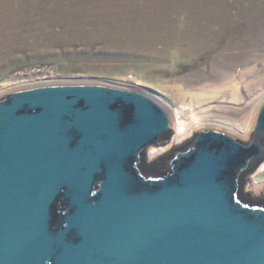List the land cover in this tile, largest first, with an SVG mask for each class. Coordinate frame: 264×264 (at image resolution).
Listing matches in <instances>:
<instances>
[{
  "label": "water",
  "instance_id": "95a60500",
  "mask_svg": "<svg viewBox=\"0 0 264 264\" xmlns=\"http://www.w3.org/2000/svg\"><path fill=\"white\" fill-rule=\"evenodd\" d=\"M174 127L128 84L0 89V264H264V98L245 137L203 122L147 160Z\"/></svg>",
  "mask_w": 264,
  "mask_h": 264
},
{
  "label": "rangeland",
  "instance_id": "374dc122",
  "mask_svg": "<svg viewBox=\"0 0 264 264\" xmlns=\"http://www.w3.org/2000/svg\"><path fill=\"white\" fill-rule=\"evenodd\" d=\"M43 1L24 8L15 6L5 11L6 20L0 18V33L9 35L1 42L0 89L74 79H104L138 87L164 103L175 124L174 140L160 148H148L147 160L189 138L191 129L203 122L221 124L246 136L255 108L264 98V0H223L232 5V16L239 8L247 12L242 18L234 17L227 27L219 25L217 14H205L213 9L214 0H170V6L158 4L149 19L130 17L99 28L97 41H85L79 37L80 30L71 36L67 32L70 24L63 21L55 22L46 32L44 20L35 18V13L48 5ZM54 3L58 6V0ZM133 8L141 14L145 7L109 3L106 9L131 12ZM54 10L58 12V7ZM165 16L186 36L162 37L148 44L142 38V27L161 26L166 23ZM200 24L205 33L212 35L216 29L222 33L216 39L199 36ZM160 34L158 31L156 37ZM50 36L57 39L56 43H49ZM120 54L126 58H117ZM219 58L232 61V66L212 68ZM245 106L249 111L244 119H248L246 129L240 124ZM192 115L198 119L193 121ZM178 121L185 124L179 133ZM262 180L264 163L252 174L254 183Z\"/></svg>",
  "mask_w": 264,
  "mask_h": 264
},
{
  "label": "bare ground",
  "instance_id": "6f19581e",
  "mask_svg": "<svg viewBox=\"0 0 264 264\" xmlns=\"http://www.w3.org/2000/svg\"><path fill=\"white\" fill-rule=\"evenodd\" d=\"M54 1L55 0H44L43 3L46 2V4L48 5L44 8L42 12L38 10L35 13V18L36 19L42 18L44 20L43 25L46 27V32L57 21L58 22L63 21L65 24H70L69 29H67V32L70 31L71 36H73L80 30L79 37L81 38L84 37L85 41H89V40L97 41V38H98L97 31H100L99 28L101 27L114 26V25L119 24L121 21L123 23L125 22V19H128L130 17H136V18L141 17L144 19L145 18L149 19L152 14H155L156 12L155 9L158 4L162 3L163 6L171 5L170 0H165V1L163 0H58V6L54 5L55 4ZM214 1H215V4L212 6L213 9H208L205 12V14H207L208 16L213 15V17H215V15L217 14V19L219 21L220 26L227 27L235 19L234 17L242 18L244 17V15L247 14V12L244 11L245 9L239 8L237 10V14L235 16H232L230 13V9L232 5L227 4L223 0H214ZM37 2L38 0H0V18L2 17L3 20L7 19V18H4L3 16L5 15V11L8 9L14 8L15 6H21L24 8L27 6V4L31 5V4H36ZM109 3H115L117 5H123V6L124 5L131 6V5L138 4V6L141 5L145 8L142 10L141 14L139 13V11L135 10L136 8H133L134 10L131 9V12L114 11L111 9H106L109 6ZM57 7H58V12H55L54 9H56ZM164 18L166 19V23H163L161 26L148 25V26L142 27V31H141V33H143L142 38L146 40L148 44H152L155 41H159L162 37L169 38L171 36H174V38H181L182 36H186V33L184 31H180L179 26H176V24L170 23V18L168 16H165ZM202 27L203 25L200 24L198 27L200 30L197 32V34L205 38L213 39L214 37L216 39L219 37V34L222 33L221 30L216 29L215 31H212L213 34L211 35L209 33H205L202 30ZM158 31L161 32V34L160 36L156 37V34ZM138 33L140 34V29ZM8 36L9 35L7 32L0 33V48L2 47L1 42L7 39ZM47 38L49 39V43H53V44L56 43L57 39L55 37L50 36ZM78 42L79 41L75 42L73 45L77 44ZM92 43H95V42H92ZM149 47L151 49L152 45ZM118 56H121V57H117L120 59L126 58V56H123L122 54ZM227 60H228L227 58H223V59L219 58V61L213 63L212 68L217 69L218 67H225L229 69V67H231L233 63L232 61H227ZM234 85L236 86V84H233V87ZM197 95L199 94L193 95L194 98L197 99L196 97ZM201 97L202 96H200V98ZM232 97H234V95H232ZM197 101L199 100L197 99ZM231 101H234V100H231ZM247 107L245 106L243 108L242 117L240 118L241 119L240 124L245 129L248 126L247 125L248 123H246L248 122L247 121L248 119H246V121L244 122V119L249 115V111ZM177 114H179V112H177ZM191 119L194 121V120H197L198 117L192 115ZM184 126L185 124L183 122L178 121L177 132L178 133L182 132Z\"/></svg>",
  "mask_w": 264,
  "mask_h": 264
},
{
  "label": "trees",
  "instance_id": "16d2710c",
  "mask_svg": "<svg viewBox=\"0 0 264 264\" xmlns=\"http://www.w3.org/2000/svg\"><path fill=\"white\" fill-rule=\"evenodd\" d=\"M150 165H151V164H150ZM150 165H148V167H147L148 169H150L151 166H156V165H158V163H157V164L155 163V164H153V165H151V166H150ZM146 166H147V165H146Z\"/></svg>",
  "mask_w": 264,
  "mask_h": 264
}]
</instances>
